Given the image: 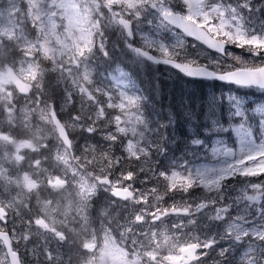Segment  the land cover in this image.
Instances as JSON below:
<instances>
[{
    "label": "snow or ice",
    "instance_id": "snow-or-ice-1",
    "mask_svg": "<svg viewBox=\"0 0 264 264\" xmlns=\"http://www.w3.org/2000/svg\"><path fill=\"white\" fill-rule=\"evenodd\" d=\"M0 264H264V0H0Z\"/></svg>",
    "mask_w": 264,
    "mask_h": 264
},
{
    "label": "trees",
    "instance_id": "trees-1",
    "mask_svg": "<svg viewBox=\"0 0 264 264\" xmlns=\"http://www.w3.org/2000/svg\"><path fill=\"white\" fill-rule=\"evenodd\" d=\"M150 76H160L162 81L165 82L164 87L166 90L175 87L177 90L184 88L189 91L199 92L201 88L206 91H211L212 82H203V83H185L183 80H177L171 71H166L163 67H159L156 70H151L148 75L143 76L142 78L147 80ZM217 87H223L217 83ZM249 93L259 94V90L248 89Z\"/></svg>",
    "mask_w": 264,
    "mask_h": 264
},
{
    "label": "rangeland",
    "instance_id": "rangeland-1",
    "mask_svg": "<svg viewBox=\"0 0 264 264\" xmlns=\"http://www.w3.org/2000/svg\"><path fill=\"white\" fill-rule=\"evenodd\" d=\"M65 23H66V21H65ZM61 31H63V29H61ZM152 69H153V70H156V68H153V67H152Z\"/></svg>",
    "mask_w": 264,
    "mask_h": 264
}]
</instances>
